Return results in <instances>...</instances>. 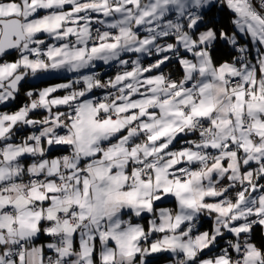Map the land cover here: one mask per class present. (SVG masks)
Segmentation results:
<instances>
[{
  "label": "snow or ice",
  "instance_id": "6c2138e0",
  "mask_svg": "<svg viewBox=\"0 0 264 264\" xmlns=\"http://www.w3.org/2000/svg\"><path fill=\"white\" fill-rule=\"evenodd\" d=\"M53 71L0 111V264H264V0H0V106Z\"/></svg>",
  "mask_w": 264,
  "mask_h": 264
},
{
  "label": "crops",
  "instance_id": "0c3cea01",
  "mask_svg": "<svg viewBox=\"0 0 264 264\" xmlns=\"http://www.w3.org/2000/svg\"><path fill=\"white\" fill-rule=\"evenodd\" d=\"M125 58L127 59L128 57L126 56ZM132 58H135V57L133 56ZM150 59H151L150 57H141V60H142V62L144 64H147ZM98 67H99V69H104V68L107 69L108 68V66H103V65H98ZM85 74H87V72ZM76 75L77 74L67 73V72H63V71H53V72H50V73H47V74H43L37 79H33V80L28 81V83L29 84L40 83L41 81H46V80L52 79V78H58L60 80H58L56 82L49 83V84H42L41 86H38V87L37 86H33V85L27 86L21 91L20 94L24 96V91H26L29 88H43V87H47L49 85H54V84L67 82L68 79H74ZM114 75H115V72H113V73L108 72V73H105V75H103V78L105 80H107L109 77L114 76ZM7 107H3L0 111L11 112V111L15 110V109L9 110V107L8 108ZM55 155H59V154H55ZM159 206L160 207L174 208L175 202H174V200L169 199V200L164 201L163 203H160ZM142 223H143V221H142ZM210 227H211V221L209 219H207V218H203L201 226H200V230L201 231H205V230H208ZM262 235L264 237V234H262ZM44 239L45 238H42V241H40V242H43ZM40 242H38V243H40ZM223 243L224 242L221 241V245H223ZM157 264H163V261H159V262H157Z\"/></svg>",
  "mask_w": 264,
  "mask_h": 264
},
{
  "label": "trees",
  "instance_id": "16d2710c",
  "mask_svg": "<svg viewBox=\"0 0 264 264\" xmlns=\"http://www.w3.org/2000/svg\"><path fill=\"white\" fill-rule=\"evenodd\" d=\"M9 59H12V57H10ZM166 70V72L167 71H171V73L174 75V76H179V74H180V69L178 68V66H174V65H169V68L168 69H165ZM58 80H60V79H58V78H52V79H48V80H46V81H41L40 83H35V84H29L28 82L27 83H25L24 85H23V89L25 88V87H27V86H31V85H33V86H41L42 84H49V83H52V82H56V81H58ZM22 89V90H23ZM25 102V96H23V95H21V94H19V96H18V99L14 102V103H12V104H10L8 107H9V110H13V109H17V108H19L23 103ZM7 107V108H8ZM3 108V106H1V109ZM55 154H60V153H55ZM253 239H254V242L257 244V245H262V246H264V237H263V235H262V233H261V230L259 229V228H257L256 230H255V232L253 233Z\"/></svg>",
  "mask_w": 264,
  "mask_h": 264
},
{
  "label": "built area",
  "instance_id": "2783aa9c",
  "mask_svg": "<svg viewBox=\"0 0 264 264\" xmlns=\"http://www.w3.org/2000/svg\"><path fill=\"white\" fill-rule=\"evenodd\" d=\"M102 70H105L107 73L108 72H111V73H113V72H116L117 71V69L115 68V67H108L107 69H102ZM100 71V70H99ZM0 108H1V106H0Z\"/></svg>",
  "mask_w": 264,
  "mask_h": 264
},
{
  "label": "rangeland",
  "instance_id": "374dc122",
  "mask_svg": "<svg viewBox=\"0 0 264 264\" xmlns=\"http://www.w3.org/2000/svg\"><path fill=\"white\" fill-rule=\"evenodd\" d=\"M99 70H100V73H101L102 76L105 75V73H107L105 70H102V69H99ZM0 110H1V108H0Z\"/></svg>",
  "mask_w": 264,
  "mask_h": 264
}]
</instances>
